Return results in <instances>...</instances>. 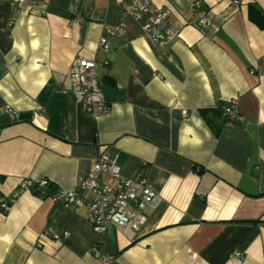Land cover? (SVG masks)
<instances>
[{
    "label": "crops",
    "instance_id": "1",
    "mask_svg": "<svg viewBox=\"0 0 264 264\" xmlns=\"http://www.w3.org/2000/svg\"><path fill=\"white\" fill-rule=\"evenodd\" d=\"M236 1L154 0L176 33L158 45L109 0H0V109L31 114H0V200L21 180L49 183L0 210V264H103L94 246L110 264H264V29L249 20L264 0ZM77 57L97 64V118L70 91ZM228 102L240 122L201 114ZM102 151L155 193L137 232H94L84 208L48 196L80 185Z\"/></svg>",
    "mask_w": 264,
    "mask_h": 264
},
{
    "label": "built area",
    "instance_id": "2",
    "mask_svg": "<svg viewBox=\"0 0 264 264\" xmlns=\"http://www.w3.org/2000/svg\"><path fill=\"white\" fill-rule=\"evenodd\" d=\"M118 7L123 15L136 21L145 18L142 31L152 42L158 45L169 43L176 37L169 15L155 5L154 0H109ZM18 7L23 0H15ZM237 4V1L234 0ZM193 10L199 9V2L191 3ZM196 26L198 28L208 26L206 16L199 12ZM106 35H115L120 32V27L103 26ZM98 49L107 54L110 46L106 36L99 39ZM95 60L82 57L73 59L68 70L70 91L78 97L79 107L83 114L97 118L108 112L103 98L96 93L94 81L98 78ZM107 67L109 62L103 61ZM0 114H8L14 120L18 115L9 107L0 109ZM222 114L228 120V124L240 122L241 117L234 102H228L222 107ZM107 178L110 182H104ZM49 183L47 180L31 181L21 180L17 191L11 200H0V210L8 212L15 198L23 192L38 193L45 196ZM89 193L85 199L83 193ZM53 201H59L65 208H84L88 222L94 232H104L109 225L116 227L129 226L133 231H139L146 222V210L155 196L154 191L148 185L147 179L138 175L125 177L121 174L120 167L116 164V156L110 157L108 153H99L91 172L86 179L73 190H60L48 195ZM92 253L95 259L103 264H110L108 258H103L94 246ZM236 256L238 253H234Z\"/></svg>",
    "mask_w": 264,
    "mask_h": 264
},
{
    "label": "trees",
    "instance_id": "3",
    "mask_svg": "<svg viewBox=\"0 0 264 264\" xmlns=\"http://www.w3.org/2000/svg\"><path fill=\"white\" fill-rule=\"evenodd\" d=\"M249 20L254 23L259 29H264V17H262L258 11L253 8L249 9ZM226 103L219 104L214 110H205L202 111L201 114L206 116V114L211 113L216 116H222L224 118L225 123L228 122L225 116L222 114V107H224Z\"/></svg>",
    "mask_w": 264,
    "mask_h": 264
},
{
    "label": "water",
    "instance_id": "4",
    "mask_svg": "<svg viewBox=\"0 0 264 264\" xmlns=\"http://www.w3.org/2000/svg\"><path fill=\"white\" fill-rule=\"evenodd\" d=\"M30 117H31L30 113H20V114H18L17 119H18V121H25V120L30 119Z\"/></svg>",
    "mask_w": 264,
    "mask_h": 264
}]
</instances>
